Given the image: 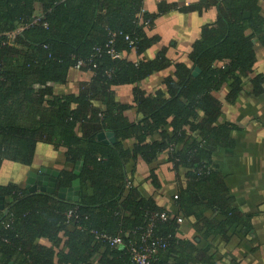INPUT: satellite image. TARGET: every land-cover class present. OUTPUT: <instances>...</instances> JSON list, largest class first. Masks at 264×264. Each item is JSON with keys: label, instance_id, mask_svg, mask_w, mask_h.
Returning <instances> with one entry per match:
<instances>
[{"label": "trees", "instance_id": "obj_1", "mask_svg": "<svg viewBox=\"0 0 264 264\" xmlns=\"http://www.w3.org/2000/svg\"><path fill=\"white\" fill-rule=\"evenodd\" d=\"M215 2L219 18L192 45L189 66L170 61L165 51L155 60L143 57L160 39L148 36L156 16L143 9L142 0H0V172L6 161L31 168L40 143L59 153L54 166L60 187L71 186L78 178L75 166L82 163L77 203L27 194L15 183L0 185L7 208L0 212L1 264H132L127 247L111 248L93 231L130 233L127 241L139 242L156 211L171 218L155 223L149 242L156 244L155 264H217L211 248L200 250L180 236L181 223L196 221L193 229L207 238L243 225L214 160L217 149L227 146L223 141L234 145L231 126H217L221 101L214 94L228 86L227 100H235L244 89L256 64V42L264 46V17L254 0ZM246 11L251 18L244 19ZM113 35L123 59L107 54ZM79 61L88 64L79 71L90 72L91 81L77 94L57 93L55 87L68 83ZM170 66L174 77L162 88L149 94L138 87ZM127 85L136 86V107L116 101L114 89ZM129 109H137L138 122L124 115ZM107 131L116 134V144L98 141ZM162 156L185 183L172 196L171 210L154 197L162 188L154 169L147 178L153 194L137 184L136 169L130 171ZM71 211L76 213L68 219ZM208 211L222 220L207 217Z\"/></svg>", "mask_w": 264, "mask_h": 264}, {"label": "crops", "instance_id": "obj_2", "mask_svg": "<svg viewBox=\"0 0 264 264\" xmlns=\"http://www.w3.org/2000/svg\"><path fill=\"white\" fill-rule=\"evenodd\" d=\"M142 1L143 9L156 16L150 30L147 29L148 36H158L160 39V42L154 44L143 57L155 60L160 51H165V56L170 61L184 62L193 66V62L189 59L192 45L201 39L207 26L217 22L220 15L217 3L219 1ZM254 1L258 2L261 7L260 14L264 17V1ZM160 8H164L165 11L158 13ZM224 8L226 16H229L228 9ZM246 12H250L247 18H251L252 11ZM255 51L256 64L248 80L243 83L244 89L238 97L235 100H227L230 92L228 86H224L222 91L214 94L221 101V115L217 126L224 124L231 126L230 139L234 144V147H231L228 144L231 143L229 140L223 141L227 146L217 149L214 160L220 171V181L225 185L233 201L232 206L244 218L243 225L232 227L226 236L213 235L207 238L193 229L196 221L181 223L180 236L193 241L200 250L211 248V252L217 256L215 257L217 264H264V46L258 41ZM157 62H160V59ZM174 71V66L164 68L140 82L138 87L151 94L163 87L166 78L174 77ZM256 76H259V79L254 82ZM91 78L90 72L73 70L68 83L57 85L56 92L64 95L77 94L81 84L89 83ZM135 87V85H127L115 88L116 101L136 107L133 103ZM137 114V109H129L124 113L131 121L135 120L134 122H138ZM166 130L170 132L171 128L167 127ZM193 134L197 136L196 133ZM116 140L117 143V137ZM126 144L130 146L132 141H127ZM36 153L31 168L12 161L4 162L0 172V185L15 183L28 188V173H38L42 167L60 171L54 166L59 153L52 145L40 143ZM134 169L137 171L135 173L137 184L141 185L143 191L151 194L154 189L147 178L150 170L156 171L162 188L154 192V197L160 206L171 210L172 196L179 191L181 185H185L179 180L178 173L171 170V164L166 163L162 156L151 164L139 162L132 166L130 171ZM205 215L211 219L222 220L220 215L212 211L206 212Z\"/></svg>", "mask_w": 264, "mask_h": 264}, {"label": "built area", "instance_id": "obj_3", "mask_svg": "<svg viewBox=\"0 0 264 264\" xmlns=\"http://www.w3.org/2000/svg\"><path fill=\"white\" fill-rule=\"evenodd\" d=\"M22 31V28H19L18 30H16L15 32L9 34L10 39L12 37H15L17 34H19V32ZM116 37V35L112 36V39L109 41L108 45V51L107 54L114 60H119V59H123L124 55L122 53L117 52L114 47V38ZM126 41H128V43L131 45L132 49H137V42L131 40V38L126 37L125 39ZM99 50V49H98ZM88 64L83 62V61H79L77 63L76 69L80 70L83 66L86 67ZM76 212H68L67 213V218L71 219L72 217H74ZM171 218V216H169L166 212H152L150 213V218H149V227L146 230V232L141 236L140 239V243L138 242V240H131L129 239L127 241V238L130 237V233H127L124 237L123 236H110L108 234H104V233H98L96 231H93V233L96 235V239H98L101 242L107 243L111 248L114 249H120L123 247H127L128 252L130 254V259L132 264H155L156 262V255H157V248H156V244L154 245L153 243L150 245L149 242L154 241V227H155V223L157 221H167ZM179 220H181V218H179ZM162 243V242H161ZM160 243V244H161ZM161 246L163 248H166V245L163 243L161 244Z\"/></svg>", "mask_w": 264, "mask_h": 264}, {"label": "water", "instance_id": "obj_4", "mask_svg": "<svg viewBox=\"0 0 264 264\" xmlns=\"http://www.w3.org/2000/svg\"><path fill=\"white\" fill-rule=\"evenodd\" d=\"M250 16V12H244V17ZM200 72L199 68H196L193 72V76L196 77ZM98 141L105 144H115L116 136L113 132H102L98 135ZM82 171V163L78 162L74 169V174L78 176L70 188H62L59 191L58 198L69 202H78L81 192V180L79 178ZM27 183L29 185L27 194L32 193H45L49 195H55L58 186V178L60 177V171L42 167L38 173H28ZM5 209L4 197L0 196V211ZM1 264V263H0Z\"/></svg>", "mask_w": 264, "mask_h": 264}, {"label": "flooded vegetation", "instance_id": "obj_5", "mask_svg": "<svg viewBox=\"0 0 264 264\" xmlns=\"http://www.w3.org/2000/svg\"><path fill=\"white\" fill-rule=\"evenodd\" d=\"M107 132H109V131H107ZM56 162H57V160H56ZM55 168V167H54ZM56 169V168H55ZM57 170V169H56ZM60 176H61V174H60ZM29 177V176H28ZM59 179H60V177L58 178V186H57V189H56V193H55V195L54 196H56V197H58V194H59V191H60V189H62V188H70V187H60L59 186ZM27 180H28V178H27ZM28 187H29V185H28ZM26 189H28V188H26ZM81 193V192H80ZM7 211V208H6V206H5V209L3 210V211H0V212H6Z\"/></svg>", "mask_w": 264, "mask_h": 264}, {"label": "rangeland", "instance_id": "obj_6", "mask_svg": "<svg viewBox=\"0 0 264 264\" xmlns=\"http://www.w3.org/2000/svg\"><path fill=\"white\" fill-rule=\"evenodd\" d=\"M39 15V14H38Z\"/></svg>", "mask_w": 264, "mask_h": 264}]
</instances>
